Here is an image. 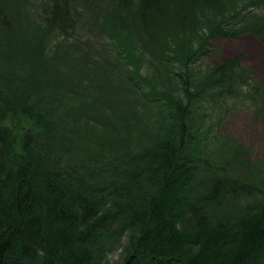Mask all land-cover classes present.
I'll return each mask as SVG.
<instances>
[{
	"label": "trees",
	"instance_id": "trees-1",
	"mask_svg": "<svg viewBox=\"0 0 264 264\" xmlns=\"http://www.w3.org/2000/svg\"><path fill=\"white\" fill-rule=\"evenodd\" d=\"M248 35L264 0H0V264H264Z\"/></svg>",
	"mask_w": 264,
	"mask_h": 264
},
{
	"label": "rangeland",
	"instance_id": "rangeland-1",
	"mask_svg": "<svg viewBox=\"0 0 264 264\" xmlns=\"http://www.w3.org/2000/svg\"><path fill=\"white\" fill-rule=\"evenodd\" d=\"M79 38L85 37L81 33ZM212 44L224 57L242 55L244 65L252 67L255 76L264 86V44L257 38L248 35L235 40L214 39ZM214 61L211 55L206 57L207 63L211 64ZM220 132L235 138L248 149L252 161L259 159L264 153V121L254 120L246 110L240 108L234 111L232 116L224 122ZM109 259L111 263H115L119 260L118 253L110 256Z\"/></svg>",
	"mask_w": 264,
	"mask_h": 264
}]
</instances>
